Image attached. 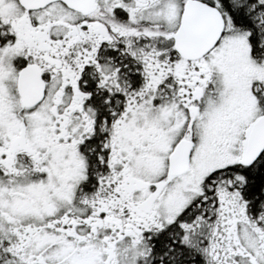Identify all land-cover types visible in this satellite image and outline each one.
Returning a JSON list of instances; mask_svg holds the SVG:
<instances>
[{"label":"snow or ice","instance_id":"snow-or-ice-1","mask_svg":"<svg viewBox=\"0 0 264 264\" xmlns=\"http://www.w3.org/2000/svg\"><path fill=\"white\" fill-rule=\"evenodd\" d=\"M0 264H264V0H0Z\"/></svg>","mask_w":264,"mask_h":264}]
</instances>
